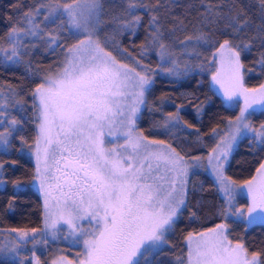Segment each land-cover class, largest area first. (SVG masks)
<instances>
[{
	"label": "snow or ice",
	"instance_id": "snow-or-ice-1",
	"mask_svg": "<svg viewBox=\"0 0 264 264\" xmlns=\"http://www.w3.org/2000/svg\"><path fill=\"white\" fill-rule=\"evenodd\" d=\"M259 5L261 22L254 25L243 6H229L224 12L208 4L201 14L203 22L222 19L230 30L222 41L215 39L211 30L205 33L195 28L198 34L181 40L176 32L186 28L183 21L173 18V27L166 28L160 15L149 17V41L142 46L141 57L149 48L154 49L167 65L161 71L180 76L194 66L181 63L173 51L175 46L183 48L181 55H188L190 45L195 51L197 45L218 44L213 56L219 55L220 62L212 81L221 86L228 101H243L239 115L228 119L227 129L221 130L223 135L212 129V139L217 143L206 158L186 157L165 141L149 140L138 129L136 122L141 106L147 105L155 70L121 48L115 36L102 35L103 0H40L24 11L7 33L9 46H0V64L24 62L29 49L23 37L41 39L52 51L62 47L63 59L55 71L40 77L42 82L31 92L39 121L34 179L44 194V228H0V235L11 238L7 244H0V252L19 257L29 243L35 248L49 241H67L82 243L84 258L79 253L76 260L59 255L51 264H152L154 255L168 245L167 236L174 231L195 190L190 172L203 167L205 160L226 199L227 212L219 215L224 219L229 214L243 217L248 223L264 222V162L256 169L259 179L244 182L252 200L246 215L239 209L233 212L240 186L225 176V165L240 139L250 138L264 151V122L255 125L251 120L256 112H264V84L245 87L241 62L242 51L250 48L241 35L249 28H256L264 46V0H259ZM161 7L159 0L151 6L144 0H124L123 12L116 18L120 21L117 31L139 26L142 17L136 14L138 9L159 13ZM40 16L57 28L46 31L37 23ZM65 34L75 37V43L67 44ZM124 59L135 66L122 62ZM259 65L264 68V54ZM9 95H17V89L10 87ZM15 104L23 108L20 101ZM0 109H7L2 96ZM179 112L178 108L176 113H168L160 127L169 131L180 127ZM5 120L8 127L0 131V144L8 146L24 121L15 117ZM113 129H122L124 143L107 147L105 137L115 135ZM14 187L20 188L21 182H14ZM8 208H12L11 202ZM257 209L260 214L254 216ZM61 222L68 226L64 235ZM84 222H95V227L84 228ZM228 231V225L220 223L204 232H189L185 237L187 255L177 256L176 264H264V253L249 252L242 241L233 243ZM20 264H24L23 259ZM36 264H40L38 257Z\"/></svg>",
	"mask_w": 264,
	"mask_h": 264
},
{
	"label": "trees",
	"instance_id": "trees-1",
	"mask_svg": "<svg viewBox=\"0 0 264 264\" xmlns=\"http://www.w3.org/2000/svg\"><path fill=\"white\" fill-rule=\"evenodd\" d=\"M39 2L40 0H0V46L5 48L9 46L7 33L18 24L24 11ZM144 2L151 6L156 5L157 0H144ZM159 3L162 5L159 13H150L146 9L137 10L136 14L142 19L134 30L117 31L120 21L116 18L123 12L124 0H103L102 35L115 36L121 48L143 59L145 64L155 70L154 85L147 94V105L143 106L140 118L136 122L138 129L151 140H162L171 144L186 157L204 158L217 143V140L212 139V129L226 130L228 119H234L238 114L237 108L228 106L223 97L212 87L211 74L216 65L213 53L218 44L197 45L195 51H192L190 45L188 55H181L183 48L175 46L173 51L179 56L181 63L188 62L194 67L187 74L171 76L161 71V68L167 65L159 60L154 49L149 48L147 55L141 57V48L149 41V17L152 14L160 15L166 28L173 27V18L183 21L186 28L176 32V36L181 40L185 36L198 34L195 28L202 29L205 33L211 30V35L222 41L225 33L230 30L226 28V21L222 19L213 23L203 22L201 14L205 12L207 5L219 6L224 12H227L229 6L234 5L238 8L243 6L254 25H259L261 22L259 0H159ZM37 23H40L46 31H54L57 28L56 25L43 21L42 16L37 18ZM241 39L245 43H250V48L241 53L244 83L249 88H255L264 84V68L259 65L261 55L264 54V46L258 39L255 27L243 33ZM23 40L29 49V54L24 56V62L0 64V96L7 104V109H0L4 112V115H0V121H3L0 123V131L8 127L5 117L8 120L15 117L24 121L22 126H17L22 127V130L13 133L14 138H10L8 146L0 144V165H2L0 167V181H2L0 228L4 229L43 227V198L35 186L36 164L33 156L39 121L35 115L37 110L31 92L38 83L42 82L40 77L55 71L63 59L62 47L52 51L43 40L36 37H23ZM63 40L67 44L75 43V37L70 34H65ZM113 54L117 55L116 52ZM122 62L135 66L127 59ZM33 72L37 73L35 77L32 76ZM10 87L17 89V95L14 97L9 95ZM15 101H20L23 108H19ZM178 108L181 126L172 128L171 131L160 127L167 114L176 113ZM251 120L255 125L264 122V112H256ZM20 137H23V140ZM262 162H264V151L256 147L250 138H242L229 159L226 173L234 182L243 183L255 176L256 169ZM189 180L195 190L189 195L188 206L183 210L174 231L168 234V245L161 253L154 255L152 264H176L177 256L187 255L185 237L189 232L199 233L220 223L228 225L231 240L242 241L249 252L264 253V223L248 226L244 218L233 215H228L227 219L221 217L219 213L227 212L226 199L205 166L193 169ZM16 181L21 182L20 188L14 187ZM10 202L11 209L8 208ZM240 203L241 208L245 210L249 200L246 196H242ZM192 213H195L194 217ZM3 236L4 234L0 235V244H3ZM27 245L21 249L20 256L16 258L0 252V264H20L21 259L24 260V264H35L34 259L37 257L40 264H51L52 259L58 254L70 253L66 251L67 248L73 251L81 246L63 241H49L48 244H39L36 248L31 247V243Z\"/></svg>",
	"mask_w": 264,
	"mask_h": 264
},
{
	"label": "rangeland",
	"instance_id": "rangeland-1",
	"mask_svg": "<svg viewBox=\"0 0 264 264\" xmlns=\"http://www.w3.org/2000/svg\"><path fill=\"white\" fill-rule=\"evenodd\" d=\"M215 52H216V50L214 51V53H215ZM223 55H224L225 57H227V53H226V52H225ZM213 60H214V62H215L216 65H215V69H214V71H213L212 74H211V83H212V87L215 89V91H216L217 93H219V94L223 97L225 103H226L228 106L233 107V108H237V110H238V114H237V115H239V109H240V107L243 106V101L241 100V101L238 102V103L228 101V100L225 98L224 94H223V89L221 88V86H220L219 84H216L215 82L212 81V75L215 73L216 69L219 67L220 56H219V55H217L216 57L213 56ZM242 72H243V75H244V70H243V68H242ZM244 84H245V83H244ZM245 87L249 88V87L246 86V85H245ZM258 87H259V86H258ZM258 87H255V88H258ZM142 108H143V106H141V110H142ZM113 131L115 132V135H113V136H111V137H107V136L105 137V140H106V146H107V147H111V146H113V145H119V144H123V143H124L123 136H122V129H113ZM149 140H151V139H149ZM238 142H239V141H238ZM237 144H238V143H237ZM41 146H43V145H41ZM236 147H237V145H234V146H233L232 153L234 152V150H235ZM232 153L230 154L229 159H230ZM33 156H34V161H35V164H36L35 146H34V149H33ZM207 156H208V155H207ZM207 156H206V157H207ZM200 157H201V156H200ZM206 157H204V158H206ZM201 158H203V157H201ZM204 166L206 167V170H207V172L210 174V176L215 180L214 174L212 173V171H211V169H210V166L207 165L206 160L204 161ZM226 166H227V165H225V176L228 177V175H227V173H226ZM189 177H190V175H189ZM254 177H257V180L259 179V177L257 176V173L255 174ZM252 179H253V178H252ZM252 179L249 180V181H252ZM231 181H233V180L231 179ZM215 182H216V180H215ZM254 183H255V182H254ZM216 184H217V183H216ZM236 184L239 185L240 188L237 190V192H236V194H235V201H234L233 212H235L237 209H239V210H241L243 213H245V215H246V213H247V209H248V208L251 206V204H252V200H251L250 196L246 194V191H245V190H246V188H247V185H245L244 182H243V183H237V182H236ZM35 186H36L37 190L40 192L42 198L44 199L43 191H42V189L39 187V181H36V180H35ZM221 194L223 195V193H221ZM223 196H224V195H223ZM242 196H246V197L248 198V200H249V205H248V207H247L245 210L242 209L241 206H240V205H241L240 201H241V199H242ZM260 211H261L260 209H257V212L254 213L253 215L256 216V215L260 214ZM229 215H231V214H229ZM233 216H234V215H233ZM235 217H236V216H235ZM237 218H238V217H237ZM240 218H243V217H240ZM86 219H87V218H86ZM245 221H246V220H245ZM255 223H264V222L257 221V222H255ZM255 223H248V222H247V225H248V226H251V225H253V224H255ZM83 226H84V228L95 227V222H93L92 224H89V223H87V222H84ZM59 227H61V235H64V234L67 233V231H68V226H67L64 222H61V225H59ZM43 228H44V224H43V227H42L41 229H43ZM211 228H215V226H213V227H211ZM208 229H210V228H208ZM206 230H207V229H206ZM204 231H205V230H204ZM204 231H201V232H204ZM199 233H200V232H199ZM3 237H4V238H3V244H7V243L9 242V240L11 239V238L8 237L6 234H4ZM228 237H229V233H228ZM229 239H230V237H229ZM230 240H231V239H230ZM232 241H233V240H232ZM56 242H62V241H56ZM63 242H67V241H63ZM235 242H236V241H233V243H235ZM68 243H70V242H68ZM70 244H71V243H70ZM31 245H32V244H31ZM79 245H81V246H80V248H78L77 250H73V251H71L69 248H67L66 251H67V252H70V253L58 254L57 256H59V255H63V256H66L68 259L76 260V259H77V254L79 253L80 258L83 259L84 256H85V249H84V246H83L82 243L79 244ZM79 245H76V246H79ZM186 245H187V243H186ZM27 246H28V245H27ZM37 246H39V244L36 245V247H37ZM25 247H26V246H25ZM25 247H23L22 249H24ZM31 247H32V246H31ZM36 247H35V248H36ZM77 252H78V253H77ZM3 253H5V255L8 256V257H14V258L17 257V256H15V255L12 254V253H7V252H3ZM72 255H73L74 257H72ZM57 256H55V257L52 259V261H53L54 259H56ZM75 257H76V258H75ZM34 261H35V264H36V258L34 259ZM52 261H51V262H52Z\"/></svg>",
	"mask_w": 264,
	"mask_h": 264
}]
</instances>
